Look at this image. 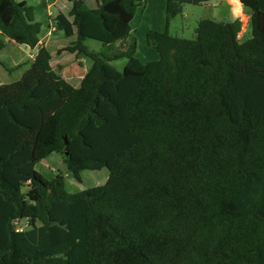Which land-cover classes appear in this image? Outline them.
<instances>
[{
	"label": "trees",
	"instance_id": "16d2710c",
	"mask_svg": "<svg viewBox=\"0 0 264 264\" xmlns=\"http://www.w3.org/2000/svg\"><path fill=\"white\" fill-rule=\"evenodd\" d=\"M67 1L57 28L76 40L63 51L93 61L80 86L45 46L0 86V264H264V112L234 119L225 96L243 68L264 66L259 0H241L252 25L243 43L240 19L172 36L185 5L215 0H165L167 30L146 34L159 55L148 63L131 39L142 0ZM41 32L34 6L0 0V53L9 42L36 49ZM89 39L122 48L99 55ZM120 58L123 72L109 63ZM243 100L234 95L236 110ZM54 153L76 181L107 168V183L68 192L61 173L36 169Z\"/></svg>",
	"mask_w": 264,
	"mask_h": 264
},
{
	"label": "rangeland",
	"instance_id": "374dc122",
	"mask_svg": "<svg viewBox=\"0 0 264 264\" xmlns=\"http://www.w3.org/2000/svg\"><path fill=\"white\" fill-rule=\"evenodd\" d=\"M23 2L25 0H16ZM28 5L34 6L37 21L42 26V39L43 46L47 47L53 56L52 65L58 73L63 74L69 82L79 87L81 84L82 75H86L87 71L92 67L93 61L87 56H77L69 52L63 51L67 46L76 40V37H66L65 34L57 28L56 17L60 13L68 14L71 4L67 0H26ZM213 1L204 6L185 5L183 13L173 20L169 25V32L172 36H178L185 39H194L196 37V28L201 20H215L217 22H229L227 11L225 8H216ZM91 7L94 6L92 1H89ZM225 6V5H224ZM144 8V7H143ZM220 9V10H218ZM145 9H138V16L132 24L134 30V37L138 44L136 57L143 63L153 62L159 58L157 51L146 40V34L149 28L155 23L151 18L142 20V15ZM251 12L250 9L247 10ZM246 16V15H245ZM243 24V34L241 43L249 40L252 37L251 22L246 24V17ZM264 28V20H262ZM55 28V30H54ZM85 45L89 51L95 52L99 55L111 56L119 53L122 46L120 43L110 47L105 46L102 42L95 40H87ZM38 49H31L27 46H21L15 42H9L3 52L0 53V86L4 84L14 83L23 76V74L30 68L33 63L32 56L36 55ZM118 71L123 72L127 63V58H120L117 60L109 61ZM245 75L242 76V81L230 93H227L226 101L233 109V118L239 120L240 114H247L253 124L256 123V113L263 110L264 112V66L260 68L248 69L243 68ZM238 93L244 97L245 100L241 102L240 108L236 110L234 107V95ZM246 110L252 112H247ZM259 114V113H258ZM47 179L53 178L55 175L61 173L66 180V190L71 193L81 192L92 187L102 186L107 183L109 177V170L104 168L99 171L86 170L81 174L82 182L76 181L71 173L68 171L65 163V156L62 154L54 153L47 159L43 160L36 167ZM19 230H28L30 225L27 221H19L16 223Z\"/></svg>",
	"mask_w": 264,
	"mask_h": 264
},
{
	"label": "crops",
	"instance_id": "0c3cea01",
	"mask_svg": "<svg viewBox=\"0 0 264 264\" xmlns=\"http://www.w3.org/2000/svg\"><path fill=\"white\" fill-rule=\"evenodd\" d=\"M86 1L88 3V6L89 7H91L89 5V1H92L94 3V6L93 7H95L97 5V2L100 1V0H86ZM142 1H143V7L144 8L143 7H141V8L142 9H145L144 10V13L142 15V20H147L148 18H151L150 22L153 21V20L155 21L154 24L151 23V25H153V26H151L149 28V31L150 30L158 31V32H164V31H166L167 30V22H166V6H167V3H166V1L165 0H142ZM213 2L214 3H217V2L219 3V4L215 5L216 8H222L223 7V8L226 9V11H227V17H228L229 22H232V21H234L236 19H240L242 21V24H243L244 19L242 17H246L247 18V21L245 22L246 24H248V23L251 22V12H248L247 11L248 9L245 8L242 5L241 0H215ZM202 6H204V5H202ZM93 7H91V8H93ZM259 7H260L261 12L263 13L261 15V24H262V20H264V0H259ZM141 8H139V9H141ZM218 10H220V9H218ZM137 16H138V13H136L135 18H134L132 24L134 23V21L137 18ZM244 27L246 28V26L243 24V28ZM243 28H242V32H241V34L239 36L240 37V40L243 38V34L247 32V29L245 30V32H243ZM54 30H55V28H54ZM41 34H42V32H41ZM133 38L136 39L134 37V30L132 28V38L131 39H133ZM43 44L44 43H43V41L41 39L40 45L36 49H38V51H39V48L42 47ZM33 50H35V49H33ZM37 54H38V52H37ZM36 55L32 56V58H33L32 60L33 61H34ZM52 61H53V56H52ZM51 65H52V62H51ZM52 67H53V65H52ZM53 69H55V68L53 67ZM62 73L63 74H61V73H59V74L64 79H66L69 82V80L64 76V70H63ZM81 78L83 79L84 78V75H82Z\"/></svg>",
	"mask_w": 264,
	"mask_h": 264
},
{
	"label": "water",
	"instance_id": "95a60500",
	"mask_svg": "<svg viewBox=\"0 0 264 264\" xmlns=\"http://www.w3.org/2000/svg\"><path fill=\"white\" fill-rule=\"evenodd\" d=\"M1 37V36H0ZM67 143V142H66Z\"/></svg>",
	"mask_w": 264,
	"mask_h": 264
}]
</instances>
